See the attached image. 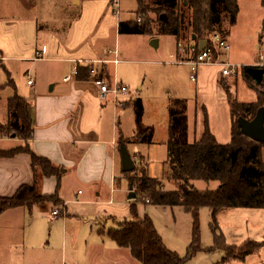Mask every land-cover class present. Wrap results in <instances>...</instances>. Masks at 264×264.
<instances>
[{
  "label": "crops",
  "instance_id": "crops-1",
  "mask_svg": "<svg viewBox=\"0 0 264 264\" xmlns=\"http://www.w3.org/2000/svg\"><path fill=\"white\" fill-rule=\"evenodd\" d=\"M39 1L16 0L15 6L0 8V66L6 77L5 83L0 85V124L9 123L7 103L15 94L26 99L33 120L30 139H2L1 142L13 145L6 150L29 149L60 169V176L42 179L41 193L44 196L57 194L62 205L46 203L31 211L18 207L3 212L0 215V250L13 264H48L50 251L47 248H55L60 242L59 264H141L128 249L99 234L100 230L131 220V203L136 201L130 198L133 190L122 170L119 152L121 140L131 137L119 132L117 122L118 110L130 105L129 88L116 72L122 63L118 47L111 49L103 45L113 29L118 41L121 35L119 23L123 21L116 20L111 14L110 0H65V10L53 18L41 17V10L40 16L37 14ZM3 11L5 14L1 13ZM75 11L78 16L72 19L71 13ZM239 14L235 24L228 23L223 29L222 35L228 41L232 37L230 27L236 28ZM263 19L264 13L262 26ZM175 39L178 43L179 40ZM261 39L262 36L260 51ZM156 41L155 48L159 47V41ZM110 51L117 54H109ZM229 53L223 54L221 59L229 62ZM256 64L250 61L245 66ZM79 67L88 69L91 78L101 75L100 81L126 87L127 93L109 94L106 100H102L98 80L73 74ZM209 67L218 70L220 82L231 92L226 79L234 77H223L216 65L200 69ZM23 75L27 78L26 84ZM67 77H71L70 80H66ZM235 95L237 97V93ZM204 132L195 124L192 143L199 144ZM139 153L145 157L139 150L134 152ZM262 155L264 160V149ZM122 179L128 182L127 189H122ZM34 182L35 173L28 153L0 158V197H12L21 186H31ZM145 207L144 204L137 206L141 219L147 215ZM236 210L239 209L226 211ZM56 211L59 215H55ZM87 231L96 235L89 237V251L80 256L76 247ZM48 232L50 241L44 243L42 240ZM162 239L164 242L163 236Z\"/></svg>",
  "mask_w": 264,
  "mask_h": 264
},
{
  "label": "trees",
  "instance_id": "trees-1",
  "mask_svg": "<svg viewBox=\"0 0 264 264\" xmlns=\"http://www.w3.org/2000/svg\"><path fill=\"white\" fill-rule=\"evenodd\" d=\"M138 3V18L131 22L119 23L121 35H160L175 36L179 41H192L196 36L198 43L213 32L223 33L224 25L235 24L239 14L237 0H136ZM113 2V0H112ZM264 7V0H261ZM150 14H154V18ZM166 15L167 21L161 19ZM264 29V19H263ZM191 31V34L189 32ZM178 41V42H179ZM243 69V76L249 87L256 93L253 103H240L238 99L227 93L230 104L232 129L231 140L226 145L217 143L207 127L199 144L187 141V126L183 110L172 112L170 138L167 142L168 159L163 169V181L172 183L176 188L162 190L163 184L157 178L149 176L146 170H135L125 173L129 178L132 190L136 191L137 199L131 203V220L119 222L116 227L100 230L101 236L113 240L119 247L128 249L141 264H187L204 249L201 246L200 211L209 209L212 212V226L216 249L225 254L222 263L230 260L245 262L251 255L259 253L264 247V241L247 240L242 245H229L216 232L217 216L229 209H260L264 212V143L256 142L244 136L238 120L244 118L253 120L258 110L264 107L263 84L257 86L250 74ZM83 79L101 80L100 76H90L89 70L78 68V74ZM13 84V82H10ZM136 121L138 132L134 140L138 144L151 145L154 139V129L142 125L144 108L140 99L136 100ZM10 121L2 127L0 133L16 134L18 139H30L33 131V120L30 105L26 99L15 94L7 103ZM175 119V120H174ZM176 130V129H175ZM5 134V137H7ZM120 144L127 147L128 140ZM26 152L31 156L32 168L35 173L33 185H23L12 197H0V215L18 207L31 211L35 206L50 203L61 206L58 195L44 196L41 193V181L44 177L60 176V169L50 161L41 158L29 149H0V158H10ZM217 182L216 190H198L194 183ZM181 207L191 214L193 219L192 241L187 256L181 258L170 251L164 244L152 219L146 215L138 216L137 206ZM208 250V249H207Z\"/></svg>",
  "mask_w": 264,
  "mask_h": 264
},
{
  "label": "rangeland",
  "instance_id": "rangeland-1",
  "mask_svg": "<svg viewBox=\"0 0 264 264\" xmlns=\"http://www.w3.org/2000/svg\"><path fill=\"white\" fill-rule=\"evenodd\" d=\"M39 2L36 11L39 16V10L43 12L41 17H57L65 10V0H40ZM15 3L16 0H0V8L8 5L15 6ZM237 4L240 8V14L236 28L230 27L232 37L229 41L232 50L228 54L230 57L227 58L230 63L237 65L240 69L236 81L234 78L226 79L231 92L220 82L219 72L214 67L200 69L201 74L198 81L192 82L188 66L168 64L172 60L171 55H175L177 52L175 37L160 35L156 32L155 36L120 35L117 41L115 29H113L110 38L103 44L111 49L118 47L121 53L119 59L122 63L117 67L116 72L120 76V81L122 80L124 85L129 88L130 93L128 96L130 105L126 109L118 110V130L127 138L131 137L128 139L130 144L127 145V149L135 160L136 170H146L151 177L162 181L161 186L163 187L160 186L162 190L176 188L174 184L163 181V169L168 159L167 142L170 138V129L171 127L174 131L178 129L175 127V130L172 125L171 120L175 115L171 117V111L179 112L180 109L184 111L188 132L187 139L189 136L188 141L190 143L193 142L191 136L196 124L198 130L205 131L208 127L212 135L215 134L217 143L226 145L231 140L232 123L227 93L240 102H252L256 99V93L247 86L242 74L246 62H257L256 58H258L260 51L259 40L264 35L262 26L264 7L261 0H237ZM109 10L115 19L118 18L123 22L135 21L138 18L139 8L136 0H120L119 16L113 14V4L110 5ZM1 13L5 14V11ZM150 15L153 18L155 16L154 14ZM77 16L78 12L71 13L72 19L77 18ZM224 20H227L225 27L228 25L229 18L226 16ZM154 40L159 41V47L155 48L152 45ZM22 77L26 84V76L23 75ZM5 81L6 77L3 68L0 66V85L4 84ZM262 84L261 89L264 90V81ZM138 99L142 101L144 108L142 125L154 129V139L151 145L136 144L134 137L132 138L138 132L135 107ZM2 127L4 125L0 124V130ZM5 134L7 135V133H0L1 150H6L12 145L1 142L2 139H14L17 136L8 133L5 137ZM138 150L146 158L140 153L134 154ZM194 185L201 191L216 190L218 187L217 182L199 181L195 182ZM121 186L122 189H127L128 182L122 179ZM132 193L135 195L133 200H136V192L133 190ZM145 208L147 215L153 220L154 225L156 224L159 234L163 236L167 248L177 253L181 258H185L192 241L193 219L191 214L180 210V208H162L159 206H146ZM140 210L142 211V208ZM263 231L264 212L260 209L226 211L217 216L216 232L229 245L240 246L247 240L264 241V235L261 236ZM87 232L86 235L78 237L82 236L78 247H76L80 256H84L89 251V237L96 235L94 232ZM200 232L201 246L204 250L188 261L187 264H264V247L259 253L249 256L245 263L237 260L222 263L225 254L215 247L212 212L209 209L200 211ZM48 235L49 232L42 240L44 243L50 241ZM58 243L60 244V242ZM59 244L55 248H47V251H50L48 264H59L61 254ZM11 261L10 257L0 250V264H13L10 263Z\"/></svg>",
  "mask_w": 264,
  "mask_h": 264
},
{
  "label": "built area",
  "instance_id": "built-area-1",
  "mask_svg": "<svg viewBox=\"0 0 264 264\" xmlns=\"http://www.w3.org/2000/svg\"><path fill=\"white\" fill-rule=\"evenodd\" d=\"M113 9L117 16L120 15V0H113ZM207 44L205 48L201 49L200 43L183 42L177 43V52L171 56V61L168 64L173 65H187L190 69V80L196 82L198 78V72L202 66L216 65L221 69V75L223 77H238L239 69L235 64L221 59L223 54L231 51V45L226 37L219 32H213L206 39ZM109 54H117L115 51H110ZM256 67L264 69V35L261 39V51L258 56ZM77 69L73 74L77 75ZM71 77H67L66 80H70ZM32 84V81H29ZM100 97L102 100H106L108 95L117 96L118 94L125 95L127 93L126 87L111 86L106 81H99ZM163 187V186H161ZM55 215H59V211L55 212Z\"/></svg>",
  "mask_w": 264,
  "mask_h": 264
},
{
  "label": "water",
  "instance_id": "water-1",
  "mask_svg": "<svg viewBox=\"0 0 264 264\" xmlns=\"http://www.w3.org/2000/svg\"><path fill=\"white\" fill-rule=\"evenodd\" d=\"M163 21H167L166 15H161ZM193 41H196V36L192 37ZM207 44L206 40L200 41L201 49L205 48ZM153 46H157V41L152 42ZM247 73L252 77L255 85L259 86L264 81V69L258 68L256 66H249L246 69ZM241 132L244 136L250 138L256 142L264 143V107L260 108L253 120H247L240 118L238 120ZM120 156L122 163V170L124 173L133 172L136 170V163L132 156L130 155L125 144H120ZM132 191V188H131ZM130 198H135V195L131 193Z\"/></svg>",
  "mask_w": 264,
  "mask_h": 264
}]
</instances>
